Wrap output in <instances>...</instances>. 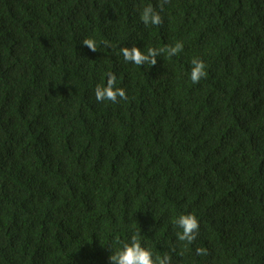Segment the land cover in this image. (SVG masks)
I'll return each instance as SVG.
<instances>
[{
	"label": "trees",
	"instance_id": "1",
	"mask_svg": "<svg viewBox=\"0 0 264 264\" xmlns=\"http://www.w3.org/2000/svg\"><path fill=\"white\" fill-rule=\"evenodd\" d=\"M161 2L0 0V264H111L134 233L171 264H264V0ZM109 73L127 100L96 101Z\"/></svg>",
	"mask_w": 264,
	"mask_h": 264
},
{
	"label": "clouds",
	"instance_id": "2",
	"mask_svg": "<svg viewBox=\"0 0 264 264\" xmlns=\"http://www.w3.org/2000/svg\"><path fill=\"white\" fill-rule=\"evenodd\" d=\"M168 0H162L159 4L161 10ZM141 21L147 26L149 24L159 26L163 23L160 12H157L152 5L146 6L140 16ZM91 51H97V45L94 39L86 38L82 41ZM183 42L177 41L174 45H166L163 48H148L147 54H144L139 47L133 45L131 48L123 47L121 53L126 62H133L135 65L145 63L154 66L157 63V56L166 53L167 56H175L182 52ZM192 68L190 80L193 84L199 83L202 78L207 76L206 64L201 58L191 60ZM117 77L114 73H109L105 86L97 85L95 88L96 101H110L116 103L120 100H127L126 91L123 88L116 87ZM175 224L182 230L177 232V238L181 242L191 244L196 240L199 233V221L194 213L182 214L175 220ZM175 251V248L172 249ZM197 255H207L203 248L196 249ZM111 264H171V256L165 253L163 257L154 255L149 247L142 246L139 233L131 236L130 242H123L122 247L109 256Z\"/></svg>",
	"mask_w": 264,
	"mask_h": 264
}]
</instances>
